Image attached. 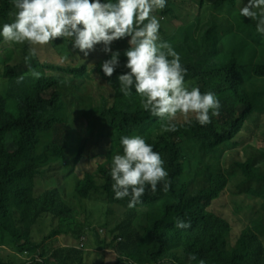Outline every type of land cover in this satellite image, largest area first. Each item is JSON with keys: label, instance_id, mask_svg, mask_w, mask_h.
<instances>
[{"label": "trees", "instance_id": "obj_1", "mask_svg": "<svg viewBox=\"0 0 264 264\" xmlns=\"http://www.w3.org/2000/svg\"><path fill=\"white\" fill-rule=\"evenodd\" d=\"M127 1L143 8L141 18H132L128 26L127 34L134 37L135 28L136 39V25L147 22L151 0L150 3L147 0V9L146 0ZM94 2H0V50L11 48L7 56L0 57L8 71L2 77L6 80L5 91L9 95L6 98L0 92V137L11 146L10 151H0L11 169L10 186L0 198V235L16 233V236L9 237L11 245L8 247L3 242L4 237H0V264H22L25 261L34 264H63L54 245L57 239L72 244V249L78 252L73 260L72 257L68 259V264L87 262L90 237L81 238L82 232H71V218L64 213V206L69 204L66 199L67 187L75 189L77 203H91L90 199L96 197V183L98 196L99 186L105 185L104 192L108 185L113 187L112 191L103 193L99 198L106 206L105 211L93 205L96 211L109 213L117 204L124 210V220L117 225L118 236L125 239L121 241V248L127 246L128 233H125L124 226L128 219L140 220L138 215L141 209L156 203L165 205V210L161 211L153 224L140 226L141 233L150 239L151 244L143 264H264V147L257 149L256 155L245 160L232 161L230 170L223 169L224 153L233 147V143L229 142L242 131L244 116H252L255 112L257 116H263L259 118L258 127L264 143V99L241 91L239 95L244 101L232 104L222 102L225 97L238 96L233 88L234 79L231 80L238 72L235 67L236 58L219 46L223 39L218 24L212 19L201 30L202 42L208 44L213 57L222 61L213 66L212 84H200L208 80V74L196 70L190 64L188 40L170 39L168 31L167 41L173 40L174 43L171 52L165 54V73L164 50L153 68L154 78L149 75L148 67L137 68L144 87L154 89L155 84L159 86L157 91L154 90L157 105L159 101L163 105H178L180 99L177 90L185 84L192 87V91H197L201 100L218 96V100H212L204 106L205 116L200 124L192 126L187 123L185 127L182 126L191 139L199 143L204 152L216 161L214 172H209V162L204 163L203 170L208 173L200 186L198 177L183 179L186 168L182 162L184 155L176 144L166 146L177 133L170 136L164 127L158 128L164 140L157 141L158 145L164 146L162 159L148 158L113 167L112 143L126 135L127 121L138 118L142 121L144 115L130 118L126 109L128 102L119 104L118 101V96L124 93L126 81L134 85L132 91H135L136 86L132 78L135 72L126 70L124 52L117 49L102 52L105 56L91 55L93 51L100 53L99 41L108 42V34L97 27ZM226 2L236 6L237 0H215L214 4L216 8H221ZM2 16L7 17L12 25L6 23ZM261 16L264 17V12ZM160 30L161 26L151 31L144 40L140 54L152 53L155 36ZM15 35L24 46L25 54L20 60L14 59L12 40ZM38 36L48 39L51 47L61 54L56 64L52 65L47 58L40 64L35 58L29 57L30 46ZM125 38V31H120L117 44L124 40L135 48L136 40L134 45V39ZM261 58L264 60V55ZM23 66L29 71H22ZM50 67L59 70L47 72ZM255 70L258 72V69ZM64 72L80 81L93 78L95 86L91 93L105 97V104L96 110L98 114L91 122L89 135L77 144H73L70 139V103L64 98L62 90ZM220 72H223L225 79L217 80ZM215 80L216 86L213 84ZM23 86L32 93L30 100L27 97L26 101L32 108L21 114L17 105L25 102ZM167 86L171 89L170 102L161 96ZM45 104L50 105V114L41 115L39 109ZM251 130L250 138L258 135L255 129ZM111 131L115 132L108 138V132ZM94 149L98 152L93 153ZM92 158H95L94 165L90 164ZM200 164L201 161L198 166ZM91 178L95 181V187L85 197L83 190ZM65 179L68 182H64ZM229 184L246 189L258 200L247 221L236 212L228 214L220 208L227 200L225 191ZM30 197H33V202L28 210L32 219L31 225H28L25 217L20 214L21 207H16V198L21 203ZM238 208L245 209L242 203ZM233 220L242 225L238 231L231 223ZM45 222L48 228H53L52 234L46 233ZM64 224L69 228L62 230ZM90 231L97 234L94 227ZM38 234L40 237H36ZM25 237L31 239L29 244L16 243V238ZM98 238L101 239L100 235ZM93 239L95 241L96 238ZM81 242H84L83 247H79ZM16 245H21L22 250ZM98 248V244L93 247L94 256L110 260L107 253L97 251ZM163 257L167 259L158 261Z\"/></svg>", "mask_w": 264, "mask_h": 264}, {"label": "rangeland", "instance_id": "obj_2", "mask_svg": "<svg viewBox=\"0 0 264 264\" xmlns=\"http://www.w3.org/2000/svg\"><path fill=\"white\" fill-rule=\"evenodd\" d=\"M2 0H0L1 2ZM164 1L165 0H151V11L148 9V20L146 23H141L136 25V46L133 48L131 45L121 40L119 44V50L126 53V70L135 72L132 78L136 83L135 91L134 85L130 82L125 83L124 93L118 96L119 104H126L128 116L130 118H135L136 115H145L148 113V118L151 117L160 108L163 102L159 101L158 105L156 103L157 98L155 91L159 89L157 84L154 85V89L150 86L144 87L140 76L137 72V68L141 64L148 63L150 65L156 66L160 58L155 60H140L139 54L142 49L144 40L149 36L151 31L157 27L163 26L165 23H173L178 26H183L186 23L184 14L173 11L169 15L164 13ZM189 6L190 9L195 10V12H201L203 21L198 22V27L206 21L213 19L220 28L221 33H227L229 27L227 23L233 26L229 32L228 37L235 40H224L221 43V48L227 49L232 53H236L238 56V62L236 64V69L242 71L241 80L250 79V76L255 74L250 68V62L248 58L253 62L255 58L260 59L264 55V17L261 13L264 12V0H237L236 6H232L229 2L223 4L221 8H216L215 0H203L202 6L197 3V0H183ZM150 3V0L148 1ZM142 10L143 8L140 7ZM149 8V7H148ZM2 19L12 25L9 19L2 16ZM231 20V21H230ZM227 39L228 37L224 35ZM134 39L133 36H126L125 40ZM173 40H168L164 51L166 54L171 52V47L173 45ZM12 46L14 49V59L20 60L24 54V46L20 40L16 39V35L12 40ZM206 47V46H205ZM206 49H208L206 47ZM11 52L10 47H6L0 50V57H5ZM30 58H35L37 63L43 64L47 58L49 61H56L61 55L55 51L48 39L44 36H38L37 40L30 46L28 52ZM92 56L101 55L93 51ZM212 62L206 64V69H211ZM6 63L0 59V92L5 94V80L1 75H5L8 71L5 68ZM22 71L28 72L24 66L21 68ZM168 71V70H167ZM52 72V69L49 70ZM65 83L62 86L64 93V98L69 101V111L71 114V120L69 125L70 139L73 144H77L84 136L89 135V129L92 120L97 116L98 112L94 109L91 97V91L93 88V81L85 80L80 81L70 76L67 73H63ZM173 78L175 76L173 75ZM205 83H211L204 80ZM188 84L181 85L177 93L179 99L181 100V95L183 89ZM155 90V91H154ZM170 87L161 92L162 99L168 102L171 101ZM132 91V92H131ZM146 92H148L146 94ZM230 98V96H228ZM154 100V102H152ZM218 100V96L209 97L206 100H200L199 102L191 98L190 99V109L192 110V115L194 120H200L203 113L200 104L206 106L210 101ZM225 103L232 104V99H225ZM157 106L156 109H153ZM180 106H174L170 111L163 114H156V116L149 119L147 122L141 121L140 118L131 119L127 121L126 125V135L118 141H114L111 146V155L113 167H117L122 164H127L128 162L142 160L148 158H158L162 159L161 154L164 152V146L158 145V140H164V136L159 133L158 128L165 124L171 125L170 135L178 132L179 135H174L170 141L166 144L179 146L180 152L184 155L182 162L185 164L184 180H190L189 178H199L198 183L202 184V179L207 175L208 171L203 170L204 163L209 162L211 164V169L209 172H214L216 170V161L210 158L209 153H205L204 148L199 144L195 143L193 139L188 135V133L182 129L181 122L173 123L171 115L174 114ZM42 115L50 114V105L45 104L41 109ZM214 129H217L214 126ZM115 131L108 132V138ZM243 135V136H242ZM242 137L244 149L249 146L254 147H264V143L261 141L260 136H255L250 138L246 129L244 128L234 140H239ZM94 141V139H93ZM231 140L229 144L232 142ZM249 141V143L247 142ZM165 146V147H166ZM224 146V145H223ZM44 148V146H43ZM110 146L108 147V150ZM98 152L97 149L93 150V153ZM250 156L245 157L243 153L238 150L237 147L229 148L226 153H224L223 169L225 171L230 170V163L237 160H245ZM201 161L202 164L198 166V162ZM90 164H95V158L90 160ZM64 182H68L67 179ZM95 187V181L93 178L85 185L83 190V195L88 197L89 194ZM105 185L99 186V196L90 199L91 203H77L76 191L72 187H67L66 199L69 202L68 205L64 206V213L71 218V232H82L81 238L84 236L90 237V251L88 252V260L81 264H132L134 262H139L143 264V260L146 258L147 249L151 247L150 239L142 234L140 231V226L143 224H153L156 217L161 214L162 210H165V205L156 203L155 205L141 209L138 217L140 220H127L124 231L127 234V246L126 248H121V241L125 240L118 236L117 225L124 220L125 213L120 204H117L109 213H100L96 211L94 206L101 209L102 212L105 211L106 206L104 202L99 199L101 195L108 191H112L113 187L108 185L106 191L104 192ZM226 202L221 204L220 208L224 213L236 212L243 220L247 221L253 213L255 205L258 200L250 194L246 189L237 186H229L225 191ZM242 203L245 209H239V204ZM94 205V206H93ZM91 222H94L90 224ZM236 231L241 228V223L233 220L231 222ZM96 228V235L90 231V229ZM69 226L64 224L61 226L62 230L68 229ZM84 234V235H83ZM4 237V243L6 247L11 245L10 236H16V233L10 234ZM101 237L99 239L98 237ZM36 237H40L38 234ZM93 238H96L95 241ZM30 238H16V243H26L29 244ZM71 243V241H69ZM98 246L100 248L97 251L106 252L110 260H107L103 256H94L93 247ZM54 245L58 249L59 260L63 264H68V259L70 257L73 260L78 252L72 249V244H67L61 239H57ZM19 250H22L21 245H16ZM167 258H160L158 261L165 260ZM65 260V262H64ZM22 264H34L30 261H25ZM73 264V263H69Z\"/></svg>", "mask_w": 264, "mask_h": 264}, {"label": "crops", "instance_id": "obj_3", "mask_svg": "<svg viewBox=\"0 0 264 264\" xmlns=\"http://www.w3.org/2000/svg\"><path fill=\"white\" fill-rule=\"evenodd\" d=\"M197 3H200L202 6L203 0H197ZM175 10L184 14L185 19H186V23L183 26H178V25L173 24V23H165L163 26H161V30L155 36L154 49H153L152 53L150 55L139 54V59L140 60H155V59L160 58V56L162 55L164 45L166 46V42H167L166 31H168V32H170V39L171 38H177V39L185 38L188 40L189 45H190L189 57H191L194 60V62L196 64V70H198L202 73H207L208 74V80L207 81L211 82V83L202 82L200 84L210 85V84H212V82L214 80L213 66L218 64V63H222V61H219L218 58H216L215 56L213 57L212 52L210 51L208 44L205 42H202V40H201V30H202L204 24L207 22H210L212 19L209 21L203 22L198 27V25H197L198 22L200 23L203 21V17H202L201 12H195V10L190 9L189 6L183 0H165L164 1V13L166 15H169L170 13H172ZM227 26L230 28L227 33L223 34L220 32V35L222 36L223 41L224 40H235V39L228 37L229 32L231 31L233 26H231L228 23H227ZM218 28H219V25H218ZM224 35L227 36L228 38L226 39L224 37ZM221 43L219 44L220 48H221ZM205 46L208 49H206ZM221 49L223 51H225V50L228 51L227 49H223V48H221ZM228 52L230 55H233L236 58V64L239 63L238 62L239 61L238 56L235 55L236 53H232L230 51H228ZM59 58H60V56H59ZM59 58L56 61H53V62L49 61V62L52 65L56 64L58 62ZM123 58L126 59V53L123 56ZM248 61L251 63L250 69L253 70V72L255 74L251 75L249 80L248 79L241 80L242 71L239 72L238 69H236L238 72V75L235 78H231V80L234 79L233 88L238 93V96L236 98L225 97V99H232L233 100L232 103H234L236 101H244L242 99V97L239 95V93L241 91L248 92L252 96H256L258 98L264 99V60H262V58H260V59L255 58V60L252 62L248 58ZM209 62L213 63L212 67H211V69H206V64ZM147 67H148L149 75L154 78L155 72L153 71V68L155 66L150 65L148 63H144V64L140 63L139 68H145L146 69ZM50 69H52V71L59 70V69H55L53 67H50L47 69V72H49ZM255 69H258V72ZM90 79L93 81V87H94L95 86V80L93 78L88 77L85 80H90ZM222 79H225V76H224L223 72H220L217 76V80H222ZM217 80H215L213 83V84H215V86H216ZM5 82H6V80H5ZM239 82H240V86L238 85ZM22 91H23L24 96H25V102H21L17 105L18 111L21 114L25 113L30 107L32 108V106H28L26 104V101L28 99L27 97H29V100H30L32 93L29 92L27 90V88L24 86L22 87ZM4 96L6 98L9 97L7 91H5ZM63 96H64V94H63ZM91 97H92L93 107L95 110H98L100 107H102L105 104V97L103 95L95 94L94 92H92ZM191 98L196 99L198 102L201 100V98L198 96L197 91H192V87H189L187 85L183 89V92L181 95V100H180V103L178 105H169V104L163 105L162 104L160 106V108L156 111V113L153 114L151 117L148 118V115H144L142 121L147 122L149 119L156 116V114H163V113L170 111L174 106H178V107L180 106V109L171 115L172 122L173 123L181 122V125L184 127L186 126L187 123L188 124L191 123L192 126H196L203 121L204 116H205V112L203 111V113L200 117V120H194V117L192 115V110L189 107ZM224 100L222 102H224ZM114 102H116V99L114 100ZM200 106L202 107V110H203L204 105L200 104ZM42 108L43 107H41L39 109V114H41ZM259 118H263V116H261V117L257 116L256 112L252 116H244L243 117L245 125H244V127H242V130L245 128L246 133H248V136L252 135L251 129H255L258 133L257 136H260L259 127H258ZM160 127H164L166 132L169 134V132L171 130L170 124H165V125L160 126ZM160 127H157V128H160ZM182 129H184L187 132V130L185 128L182 127ZM175 133H177V135H179L178 132H175ZM249 137H251V136H249ZM166 140H168V138H166ZM247 142L249 143V141H247ZM232 143H233V147H237L238 150H240L246 156L256 155L257 149L260 148V147L249 146V147H246L244 149L242 137L239 140L233 139ZM10 149H11V146L8 144L7 140L0 137V151H2V152L10 151ZM10 183H11L10 164L4 156L0 155V198L2 197L3 193L9 188ZM19 202H20V199L16 198V207H21V213L20 214L25 217L26 223L28 225H31V219H32L31 217L32 216L29 215L28 206L31 205L32 203L28 200H23V201H21V203H19ZM56 225H57V223H56ZM44 227L47 228L46 229L47 234H52L53 228H48L46 222L44 223ZM57 229H60V227H58ZM5 236H7V235L6 234L0 235V237H5ZM59 237L62 238L60 235H59Z\"/></svg>", "mask_w": 264, "mask_h": 264}, {"label": "clouds", "instance_id": "obj_4", "mask_svg": "<svg viewBox=\"0 0 264 264\" xmlns=\"http://www.w3.org/2000/svg\"><path fill=\"white\" fill-rule=\"evenodd\" d=\"M94 7L97 27L108 34V42L113 47L112 51L119 49L117 35L120 31L124 30L128 36L127 31L131 19L141 18L143 13L140 6L129 3L127 0H95ZM189 62L196 69V64L191 57H189ZM28 201L33 202V197H30ZM79 247L83 246L79 243Z\"/></svg>", "mask_w": 264, "mask_h": 264}, {"label": "flooded vegetation", "instance_id": "obj_5", "mask_svg": "<svg viewBox=\"0 0 264 264\" xmlns=\"http://www.w3.org/2000/svg\"><path fill=\"white\" fill-rule=\"evenodd\" d=\"M98 45L100 46V53L105 56V53L102 52H110L113 50L112 45L106 41H99Z\"/></svg>", "mask_w": 264, "mask_h": 264}, {"label": "water", "instance_id": "obj_6", "mask_svg": "<svg viewBox=\"0 0 264 264\" xmlns=\"http://www.w3.org/2000/svg\"><path fill=\"white\" fill-rule=\"evenodd\" d=\"M146 9H147V0H146ZM135 22H145V21H134V23ZM134 45H135V28H134ZM164 47H165V45H164ZM165 51H164V73H165ZM124 55H125V52H124ZM125 74V73H124ZM156 76H160V75H156ZM147 115V114H146ZM106 161H107V146H106ZM97 184L98 183H96V197L98 198V194H97ZM79 262L80 261H78V264H79ZM83 262H85V261H83Z\"/></svg>", "mask_w": 264, "mask_h": 264}, {"label": "built area", "instance_id": "obj_7", "mask_svg": "<svg viewBox=\"0 0 264 264\" xmlns=\"http://www.w3.org/2000/svg\"><path fill=\"white\" fill-rule=\"evenodd\" d=\"M83 244H84V242H81V243H80V246H83Z\"/></svg>", "mask_w": 264, "mask_h": 264}]
</instances>
